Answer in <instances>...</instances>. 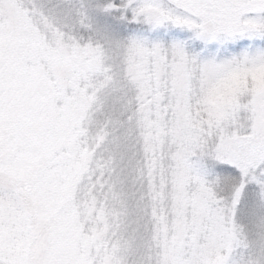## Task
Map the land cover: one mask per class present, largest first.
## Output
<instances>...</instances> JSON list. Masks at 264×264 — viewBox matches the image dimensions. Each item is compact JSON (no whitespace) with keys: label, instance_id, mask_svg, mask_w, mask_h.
<instances>
[{"label":"snow or ice","instance_id":"1","mask_svg":"<svg viewBox=\"0 0 264 264\" xmlns=\"http://www.w3.org/2000/svg\"><path fill=\"white\" fill-rule=\"evenodd\" d=\"M0 264H264V0H0Z\"/></svg>","mask_w":264,"mask_h":264}]
</instances>
